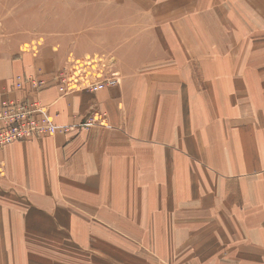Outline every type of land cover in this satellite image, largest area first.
Segmentation results:
<instances>
[{"label": "crops", "instance_id": "0c3cea01", "mask_svg": "<svg viewBox=\"0 0 264 264\" xmlns=\"http://www.w3.org/2000/svg\"><path fill=\"white\" fill-rule=\"evenodd\" d=\"M191 1L185 19L176 7L184 0L159 3L148 15L130 9L133 28L140 16L137 40L117 49L120 42L107 39L88 50L114 52L121 80L92 92L101 80L75 71L67 94L50 76L67 64L44 38L50 32L14 20L0 1V101L17 94L10 90L16 75L36 74L48 80L39 97L55 123L72 128L0 150V198L26 203H1L0 228H54L79 243L101 216L111 228L146 230L145 243L169 239L162 258L186 255L178 245L201 236V245H250L243 259L264 264V250L254 247L264 246V0H248L257 15L241 0L217 8L200 0L208 7L199 13ZM195 59L207 80H196ZM146 63L168 68L141 72ZM94 115L106 124L82 126ZM180 191L198 206L176 209ZM20 239L12 233L8 243Z\"/></svg>", "mask_w": 264, "mask_h": 264}, {"label": "rangeland", "instance_id": "374dc122", "mask_svg": "<svg viewBox=\"0 0 264 264\" xmlns=\"http://www.w3.org/2000/svg\"><path fill=\"white\" fill-rule=\"evenodd\" d=\"M0 1L3 4V8H9L7 12L9 16H12L13 13L14 20H20L21 23L28 18L27 23H31L36 32L41 31L42 34L45 31V35L50 32L51 37L44 35V38L52 42L55 50L65 53L67 64L53 71L50 75L53 80H56V74L60 69L66 68L65 71L69 72L71 76L76 71L81 75L80 78L83 77V80L101 81L109 77H118L121 80L117 57L114 52L106 53L94 50V53H89L90 51L88 50L91 49V44L93 42L104 44L107 39H110L113 43L120 42L116 45V48L119 49L122 46L121 42H126L130 39L137 40V33L135 32L141 28L138 21L140 16L135 20V30L131 22L127 20L130 9L134 12L139 10L148 15L157 6L160 7L159 3H164L163 7L168 6L166 3H169V0H126V5H123L121 0ZM188 1L184 0L182 4L176 5V7L183 8V11H181L182 15H180L181 19L192 15L190 12L187 14L185 10ZM197 1L200 2V0L191 1L192 4L195 3V12H204V8L208 6ZM241 1L249 7L253 15L258 14V11L248 3V0ZM224 2V0H214V7L217 8L219 3L223 5ZM230 3L233 5V1ZM24 12L26 14H22ZM128 29L131 30V33H126ZM128 34H131V36H128ZM107 36L109 37L107 38ZM78 48L80 50H77ZM155 61L161 62L162 60L154 59L153 62ZM194 62L196 80H207L205 73L202 74L201 72L200 59H195ZM157 66L158 64L151 65L146 63L139 70L141 72H149L152 71L150 68H157ZM158 68L165 69L168 66L161 65ZM76 79L79 80L78 78ZM96 119L99 118L91 117L90 122L82 126L106 124L105 121H97ZM211 185L213 186L212 181ZM215 191L209 193L214 195ZM185 196L186 193L178 192L176 202L180 201V203L176 204V209L198 206L194 199L187 203ZM10 197L12 196L1 197L0 204L10 203V200L13 203L22 201L14 196ZM163 199L165 200V198ZM213 205L214 201L211 198L205 202V205L202 204V207L206 210L207 208H212ZM91 224L96 226L83 229L85 236L79 242L80 244L71 237L69 232H64V230L46 229L42 226L39 229H11L9 226H4V228H0V264H247L248 261L244 260L241 254L249 253V251L254 249L250 245L235 246L224 241H209L201 245L202 241L198 242L196 238L202 237L193 236L189 239V243L178 245L180 249L186 248L190 251L187 254L184 253L186 255L178 253L174 260H170L167 257H161L163 249L168 248L169 239L165 240L164 238L165 244L161 243L162 245H159L154 242V236H152L149 239L152 242L145 243L143 233L146 230L127 231L111 228L107 226L101 216L98 218L97 223ZM232 229L233 231L236 230V228ZM150 230L153 235L154 229ZM157 231L161 232L162 230ZM163 231L165 232L166 230L164 229ZM12 233L14 236L21 237L18 245L8 243ZM140 233L141 236L139 235ZM195 240L197 243H192ZM65 246L66 248L63 250ZM254 247L259 249V251L261 249L264 250V246L258 245ZM12 249L16 250V253L12 255L13 257L10 255ZM206 253L211 254L209 258L211 260H206L207 262L203 261V256ZM32 256H34L33 259L30 258ZM192 256H196L198 259H188V257ZM219 256L221 259H219ZM214 258L217 260H213Z\"/></svg>", "mask_w": 264, "mask_h": 264}, {"label": "built area", "instance_id": "2783aa9c", "mask_svg": "<svg viewBox=\"0 0 264 264\" xmlns=\"http://www.w3.org/2000/svg\"><path fill=\"white\" fill-rule=\"evenodd\" d=\"M65 69L62 68L57 72L55 80L61 94H67L73 89L69 81L74 80L73 76ZM117 83V77H109L104 81L92 83L89 90L97 92ZM47 85L48 80L36 74L15 76L10 90L17 94L6 95L0 101V150L17 141L50 136L57 132L66 133L72 129L68 125H57L53 115L40 99L39 94ZM105 116L106 113L101 115V117ZM93 118L96 116L94 115ZM87 122H90V118L83 124Z\"/></svg>", "mask_w": 264, "mask_h": 264}]
</instances>
